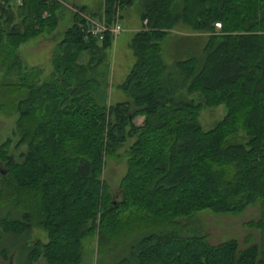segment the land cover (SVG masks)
I'll return each instance as SVG.
<instances>
[{"label":"trees","instance_id":"trees-1","mask_svg":"<svg viewBox=\"0 0 264 264\" xmlns=\"http://www.w3.org/2000/svg\"><path fill=\"white\" fill-rule=\"evenodd\" d=\"M136 1L104 0L97 21L111 27L113 8ZM16 2L0 0V113L18 118L27 153L15 163L0 146V180L6 179L0 201L18 211L15 219L3 217L0 228L15 239L35 228L47 236L46 244L24 243L23 264H81L83 242L95 235L99 250L128 248L116 264H264V0H138L146 25L129 44L135 63L119 87L126 101L110 107L103 84L113 36L87 37L82 14L96 19L74 17L53 73L41 83L17 50L56 28L59 4ZM178 24L198 33L221 29L200 62L179 61L182 86L161 47ZM82 53L90 56L87 65ZM185 85L205 101L185 100L179 93ZM221 105L228 115L204 132L201 109ZM139 116L143 126L136 128ZM133 138L116 201L99 175ZM258 203L252 227L261 232L260 245L241 252L232 241L211 246L194 224L204 212L236 214Z\"/></svg>","mask_w":264,"mask_h":264},{"label":"rangeland","instance_id":"rangeland-1","mask_svg":"<svg viewBox=\"0 0 264 264\" xmlns=\"http://www.w3.org/2000/svg\"><path fill=\"white\" fill-rule=\"evenodd\" d=\"M48 1L59 4L57 6L58 10L54 12V17L57 21L56 28L50 33H44L36 39L29 40L17 50L23 68L28 72H36L35 75L39 76L41 83L50 79L54 70L56 52L59 50L58 45L63 41L65 32L73 27L74 17L81 13H86L96 20L104 17V0ZM16 4L20 5V0H17ZM113 10L114 12L116 11L115 23L122 27V32L117 38L112 37L111 48L106 52L109 75L106 85L103 84V88L106 90V104L108 107L126 101V97L119 90V87L123 84L135 63L129 44L133 36L140 33L146 25L140 18L138 0L128 8L122 10L113 8ZM82 18L85 19L87 17L82 14ZM17 23L19 24L20 20H15L14 25ZM219 28L220 26H216V31L213 34H208L205 32L198 33L183 24H178L168 33V37L163 40L161 47L164 64L179 85L182 86L183 84L182 75L178 71L179 61L195 58L197 62H200L209 39L221 36V29ZM18 30V33H22L20 27H18ZM80 57L83 59L84 65H87L90 61L88 53H82ZM99 59L96 55V60L99 61ZM2 80V76H0V81ZM14 80L12 79L11 82H14ZM183 87L184 89L180 88L179 93L185 100L190 101L193 99L192 101L195 104L205 101L204 95L200 92L189 93L186 88L187 85ZM228 112L229 108L226 105L203 107L198 116L199 126L204 132H209L226 118ZM17 120V117H10L0 113V146H5L8 149L7 155L10 160L15 163H23V156L27 153V149L16 133ZM143 121L144 118L142 116L135 118L134 127L141 128ZM134 142V138L128 140L124 147L117 151L113 159L106 160L99 175V182L105 185L114 197H117L116 201L120 200V188L128 171V151ZM0 169H3V167H0ZM5 182L6 179L0 180V186ZM26 197L25 194L23 198ZM4 203V201H0V220L11 213L14 215L12 218L18 217L15 213L18 212L16 207L9 206L6 203L5 206H2ZM20 209H22V204ZM260 214L261 204L258 203L248 207L242 213L217 214L204 212L194 219V224L207 237L211 246H218L232 241L237 243L238 250L241 252L251 246L260 245L261 232L252 227L253 223L259 221ZM2 230L4 229L0 228V264H8L11 257L13 258L12 264H23L25 255L21 249L28 240L32 244L35 242L47 243L46 234L37 228L33 229L28 236L17 239L11 235L7 236ZM97 238L98 236L95 235L93 239H87L83 242L81 264H116L127 254L128 248H120L119 244H107L103 250H99Z\"/></svg>","mask_w":264,"mask_h":264},{"label":"built area","instance_id":"built-area-1","mask_svg":"<svg viewBox=\"0 0 264 264\" xmlns=\"http://www.w3.org/2000/svg\"><path fill=\"white\" fill-rule=\"evenodd\" d=\"M85 21L86 26L82 31L87 35V37L103 39V37L109 33L113 35V37L117 38V36H119L122 32V27L115 22L111 27H108L106 24L98 22L94 19L85 18ZM216 26L219 27V25Z\"/></svg>","mask_w":264,"mask_h":264}]
</instances>
